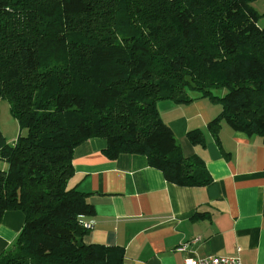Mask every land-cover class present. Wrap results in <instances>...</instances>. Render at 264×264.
Listing matches in <instances>:
<instances>
[{"label": "trees", "instance_id": "trees-1", "mask_svg": "<svg viewBox=\"0 0 264 264\" xmlns=\"http://www.w3.org/2000/svg\"><path fill=\"white\" fill-rule=\"evenodd\" d=\"M256 0H0V100L20 132L0 131V220L23 216L0 264H123L117 247L85 245L87 194L69 188L74 149L106 142L104 155L139 154L174 185L211 178L184 157L156 108L218 104L219 123L264 138V12ZM263 19L262 25H258ZM224 89L220 96L217 91ZM192 145L204 144L189 132Z\"/></svg>", "mask_w": 264, "mask_h": 264}, {"label": "crops", "instance_id": "crops-1", "mask_svg": "<svg viewBox=\"0 0 264 264\" xmlns=\"http://www.w3.org/2000/svg\"><path fill=\"white\" fill-rule=\"evenodd\" d=\"M188 97L185 104L159 100L156 108L182 155L200 158L209 184H171L145 156L112 160L104 155L105 140L88 139L73 151L68 181L94 209L82 219L91 225L82 242L122 249L123 264H182L185 253L176 248L183 243H189L191 256L238 255L241 264H264V138L234 132L221 121L216 140L208 125L220 105L197 92L188 91ZM189 132L201 135L204 144L192 145ZM6 168L0 160V170ZM22 223L18 211L2 215L0 254Z\"/></svg>", "mask_w": 264, "mask_h": 264}, {"label": "rangeland", "instance_id": "rangeland-1", "mask_svg": "<svg viewBox=\"0 0 264 264\" xmlns=\"http://www.w3.org/2000/svg\"><path fill=\"white\" fill-rule=\"evenodd\" d=\"M251 6L258 14L264 12V0H256L251 4ZM262 23L263 19H259L258 25L261 26ZM223 93L224 89L217 91V95L221 96ZM0 131L2 132L5 140L10 144L14 143L20 133H24L23 131L20 132L17 122L9 113L8 103L4 100H0Z\"/></svg>", "mask_w": 264, "mask_h": 264}, {"label": "built area", "instance_id": "built-area-1", "mask_svg": "<svg viewBox=\"0 0 264 264\" xmlns=\"http://www.w3.org/2000/svg\"><path fill=\"white\" fill-rule=\"evenodd\" d=\"M83 228L85 230L91 229V225L88 223H83ZM197 240H193L192 243H195ZM189 243H183L176 248V251L185 253L183 257L182 264H241L240 258L238 255L227 256V255H213L208 257H197L191 256L187 253V247Z\"/></svg>", "mask_w": 264, "mask_h": 264}]
</instances>
